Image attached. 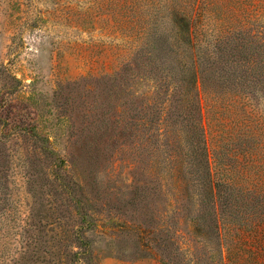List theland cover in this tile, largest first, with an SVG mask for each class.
<instances>
[{
    "label": "rangeland",
    "instance_id": "374dc122",
    "mask_svg": "<svg viewBox=\"0 0 264 264\" xmlns=\"http://www.w3.org/2000/svg\"><path fill=\"white\" fill-rule=\"evenodd\" d=\"M190 49L212 191L183 138ZM256 51L264 0H0V264L20 233L16 264H59L80 227V264H264Z\"/></svg>",
    "mask_w": 264,
    "mask_h": 264
},
{
    "label": "trees",
    "instance_id": "16d2710c",
    "mask_svg": "<svg viewBox=\"0 0 264 264\" xmlns=\"http://www.w3.org/2000/svg\"><path fill=\"white\" fill-rule=\"evenodd\" d=\"M191 35L193 36V33ZM190 50L193 51L190 57L192 62L189 66L191 81L189 83V87L187 88L185 99L188 116L183 138L187 143V147H189L193 151L192 157L197 168H201V166H198L199 164L205 166V172L203 173V176L205 177V188H208L209 191H212V189H218V187L214 182L213 174L211 172L208 142L203 125L204 115L199 88V79L201 78V73L198 64L196 49ZM261 50L263 51V49ZM254 54L258 55V57L254 59V82L258 85L264 86V67H262L261 65V63H264V59L262 58V56H259L257 51L254 52ZM43 227L44 226H40L39 232H43ZM23 229L26 230L27 228L24 227ZM73 234L75 241H72V243L69 245L67 254L61 255L59 257V264H80L82 261H85L88 258V243L84 242V237H82V235L85 236L83 227L75 229ZM31 238H33L34 243L38 239L35 235H33ZM17 240L19 241V243H21L22 249L20 250V259H17L15 261V264L19 263L21 259L25 260L27 258V255H29V248L31 247V245H33L32 242L27 240V237L24 236L23 233H20V237L17 238Z\"/></svg>",
    "mask_w": 264,
    "mask_h": 264
}]
</instances>
